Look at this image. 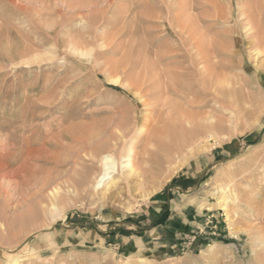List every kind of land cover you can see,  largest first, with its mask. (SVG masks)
Returning <instances> with one entry per match:
<instances>
[{"label":"rangeland","instance_id":"rangeland-1","mask_svg":"<svg viewBox=\"0 0 264 264\" xmlns=\"http://www.w3.org/2000/svg\"><path fill=\"white\" fill-rule=\"evenodd\" d=\"M91 36L84 58L69 54L68 42ZM263 61L264 0H0V264H264ZM167 103L192 131L178 113L166 119ZM129 148L135 173H112L110 201L89 187L74 195L76 173L84 184L101 173L86 150L119 165ZM182 177L194 183L178 202L193 224L160 228L170 217L167 203L154 216L160 195ZM230 177L238 209L223 195L224 211ZM54 187L71 203L42 213Z\"/></svg>","mask_w":264,"mask_h":264},{"label":"bare ground","instance_id":"bare-ground-1","mask_svg":"<svg viewBox=\"0 0 264 264\" xmlns=\"http://www.w3.org/2000/svg\"><path fill=\"white\" fill-rule=\"evenodd\" d=\"M187 2V1H186ZM121 6H123V5H121ZM187 6V5H186ZM123 8V7H122ZM168 8V7H167ZM187 8H189V7H187ZM185 10V9H184ZM217 10V9H216ZM156 11V10H155ZM168 12V11H167ZM184 12V11H183ZM216 12V11H215ZM86 14V13H85ZM90 14V13H89ZM186 14V13H185ZM80 15V14H79ZM94 15V14H93ZM112 15V14H111ZM178 15V14H177ZM180 15V14H179ZM218 15V14H217ZM87 16V15H86ZM136 16V15H135ZM83 17V16H82ZM95 17V16H94ZM144 17V16H143ZM176 17H179L180 18V16H176ZM215 17V16H214ZM222 17H224V16H222ZM170 18H171V16H170ZM219 18V17H218ZM78 19H80V17L78 18ZM77 19V20H78ZM92 19V18H91ZM239 19V18H238ZM160 20V19H159ZM176 20V19H175ZM178 20V19H177ZM176 20V21H177ZM82 21V20H81ZM85 21H88V20H85ZM53 23H55V22H53ZM89 23V22H88ZM58 24V23H57ZM66 24V23H65ZM78 24V23H77ZM46 25H48V23H46ZM50 25V24H49ZM54 25V24H53ZM98 25V24H97ZM94 26V25H93ZM45 27V26H44ZM48 27H52V23H51V25L50 26H48ZM91 27V26H90ZM189 28H191V27H189ZM188 30V29H187ZM192 30H195V29H192ZM95 31H96V28H95ZM97 31H98V29H97ZM103 31V30H102ZM111 31V30H110ZM100 32V31H99ZM187 32H189V31H187ZM105 33V32H104ZM92 35V34H91ZM99 35V34H98ZM106 35V34H105ZM86 36V35H85ZM84 36V37H85ZM108 36V35H107ZM130 36V35H129ZM88 37V36H87ZM92 37V36H91ZM95 37H96V34H95ZM105 37V36H104ZM137 37H138V35H137ZM90 38V37H89ZM188 38V37H187ZM74 39V38H73ZM85 39V38H84ZM101 39V38H100ZM109 39V38H108ZM181 39V38H180ZM132 40V39H131ZM109 41V40H108ZM113 41V40H112ZM111 41V42H112ZM136 41V40H135ZM98 42V40L97 39H95L94 37H92V38H90L89 40H86V41H82L81 40V42L80 41H70V43L68 42V46L66 47L67 49H68V52H69V54L70 53H72V54H74V56L75 55H77V56H80V57H83L84 58V56H86L87 55V53L85 52V50L87 49V48H90L92 45H94V44H96ZM110 42V41H109ZM57 44H58V42H57ZM136 44V43H135ZM62 45V44H61ZM100 45V44H99ZM106 45H107V43H106ZM96 46V45H95ZM117 46H119V45H117ZM121 46V45H120ZM122 46H123V44H122ZM62 47L64 48V46L62 45ZM97 47H98V45H97ZM141 47V46H140ZM93 48H94V46H93ZM93 48H91L92 50H93ZM103 48H104V46H103ZM116 48H118V47H116ZM120 48V47H119ZM125 48V47H124ZM63 50V49H62ZM122 50V49H121ZM134 50V49H133ZM67 51V50H66ZM129 52V51H128ZM135 52V51H134ZM90 53H91V51H90ZM94 53V51L92 52V54ZM206 53V52H205ZM95 54V53H94ZM100 54V53H99ZM160 55V54H159ZM183 55V54H182ZM181 55V56H182ZM73 56V55H72ZM166 56H167V54H166ZM143 57V56H142ZM85 58H87V57H85ZM140 59H141V57H139ZM108 59V58H107ZM158 59V58H157ZM209 59V58H208ZM207 59V60H208ZM213 59V58H212ZM143 60V59H142ZM152 60V59H151ZM151 60H149V61H151ZM159 60V59H158ZM191 61V60H190ZM264 62V61H263ZM263 62H261V63H263ZM147 63V62H146ZM194 63V62H193ZM98 64V63H97ZM100 64V63H99ZM95 65V64H94ZM101 65V64H100ZM117 65V64H116ZM120 65V64H119ZM132 65H134V64H132ZM207 65V64H206ZM96 66V65H95ZM141 66H142V64H141ZM140 66V67H141ZM97 67H99V66H97ZM260 67H261V65H260ZM124 68V67H123ZM144 68V67H143ZM150 69V68H149ZM149 69H147V70H149ZM107 70H108V68L106 69V72H107ZM153 70V69H152ZM203 70V69H202ZM124 71H126L125 69H124ZM183 71V70H182ZM204 72H199V74L201 75H203V74H205V77H204V79H202L203 81H202V83L201 84H199V85H201L204 89L207 87V88H209L208 87V85L207 84H209V76L210 75H208V74H206V71H205V69L203 70ZM130 73V72H129ZM164 73V72H163ZM109 74V73H108ZM147 74H148V72H147ZM165 74V73H164ZM182 74V73H181ZM130 75V74H129ZM172 75H174V74H172ZM110 76V75H109ZM123 76V75H122ZM149 76V75H148ZM183 76V75H182ZM164 77V76H163ZM121 78V77H120ZM130 78H131V76H130ZM122 79H123V77H122ZM133 79V78H132ZM138 79V78H137ZM175 80V79H174ZM199 80V79H198ZM108 82H111V84H114V85H116V84H120L121 83V81L119 80V77H109V81ZM199 83V82H198ZM174 85V84H173ZM195 86V85H194ZM198 88V87H197ZM200 88V87H199ZM166 89V88H165ZM164 89V90H165ZM168 90H169V92H171V93H174V95L176 94L175 93V91L176 90H172L171 91V89L168 87L167 88ZM166 89V91H167V94H169V92H168V90ZM175 89V88H174ZM140 90V89H139ZM163 90V91H164ZM208 90V89H207ZM218 90V89H217ZM141 91V90H140ZM186 92V91H185ZM184 94H186V93H184ZM183 94V95H184ZM197 94H199V93H197ZM166 95V94H165ZM178 95H180L179 93H178ZM177 96V95H176ZM175 96V97H176ZM189 96H191V97H194L195 95L194 94H191L190 93V95ZM166 97V96H165ZM199 97H200V95H199ZM179 98H183V97H180L179 96ZM185 98H186V96H185ZM196 98V97H195ZM201 99H202V97H201ZM182 100V99H181ZM183 101H185V100H183ZM198 101L196 100V103H197ZM201 102H202V100H201ZM191 103H194V102H190V103H187V107H190V104ZM198 104V103H197ZM201 104V103H200ZM165 105H168V108L170 109L168 112H167V114H166V119H171L170 118V116H172L171 114L173 113V115L174 114H177L178 113V116L176 117V119L178 120V122L179 123H184V124H186V126H188V130H193L194 129V125H192L191 123L192 122H189V118L186 116V114H185V112L184 113H179V111L177 110L178 109V107L176 108L175 107V105H172L171 106V104L169 105L168 103L167 104H165ZM203 105V104H202ZM201 105V106H202ZM172 111V113H170ZM177 111V112H176ZM186 113H188V112H186ZM170 115V116H169ZM191 119V118H190ZM201 127V125L200 126H198V128H200ZM202 127H204V126H202ZM182 128V127H181ZM181 130H187L185 127H183V129H181ZM191 130V131H192ZM205 130V129H204ZM139 135L137 136V137H141L142 136V134H143V132H142V128L137 132ZM197 135V134H196ZM209 135V134H208ZM203 136V135H202ZM185 139V138H184ZM182 140V142H183V148L185 147L186 149H188V148H190V147H192L194 144H196L197 143V140L195 139V138H191V139H185V140ZM197 139H198V136H197ZM204 139V138H203ZM180 142H178L177 144H179ZM107 144V143H106ZM198 144V143H197ZM115 145V144H114ZM114 145H109L108 147H113ZM179 146V145H178ZM178 146H174L173 147V152L174 153H172L173 155H175V154H179L181 151H182V148H180V147H178ZM182 147V146H181ZM110 149V148H109ZM7 153V152H6ZM32 154L33 153H29L28 154V157H31L32 156ZM132 155H133V149L132 148H129L128 149V152H127V156H125V158H124V161L122 162L121 161V163L118 165V163L116 162V160L113 158V155L109 152V151H107V150H93V149H91V150H86V152L84 153V161L86 162V164H91V165H93V164H96V165H99V167L101 168V173H99L95 178H94V180H93V182H89V183H91V187H90V185H89V183H87V184H84L83 182L85 181V179L87 178V172L85 171V169L84 170H82L81 172H79V173H76V175H77V177H78V182L77 183H75V186L77 187L76 189L77 190H73L72 192L74 193V195H75V193H77V191H78V189H86V188H91V189H94V192L96 193V195H95V197H97V199L98 200H105V201H110L111 199H112V195L114 194V190H115V188H116V185H117V181L119 180V178H113V176H111L112 175V173L115 171V170H118V168H120L121 170L122 169H125V168H128V167H130V173H129V175H132V173H135L134 172V169H133V166H132ZM167 155V154H166ZM171 156V155H170ZM164 158L168 161L170 158L168 157V155L167 156H165L164 155ZM29 159V158H28ZM122 160H123V158H122ZM7 163L8 162H6V161H4V162H2V164H0V170H1V172H3V171H5V170H3V169H5L6 167H8L7 166ZM255 167V166H254ZM3 170V171H2ZM20 170V169H19ZM18 170V171H19ZM17 171V172H18ZM0 172V173H1ZM77 172V171H76ZM246 172V171H245ZM4 173V172H3ZM2 173V174H3ZM16 173V172H15ZM14 173V174H15ZM250 173H251V171H250ZM6 174V173H5ZM128 174V173H127ZM242 174V173H241ZM243 175V174H242ZM15 176H16V174H15ZM111 176V177H110ZM235 176V175H234ZM239 177V176H238ZM231 178V177H230ZM229 178V181L227 182V183H225V184H222V186H220V188L218 189L219 191H220V194H221V197L219 198V201H220V203H221V205H220V207L222 208V210H224L225 211V209L223 208V206L225 205V202L223 201L225 198L223 197V195H229L228 196V198H230L229 200H230V203H232V205H233V208L234 207H236L237 208V204H238V195L239 194H237V192L238 191H236L237 190V188H235V183H236V177H233V178H231L230 179ZM242 177H240L239 179H241ZM245 178V177H244ZM257 178V177H256ZM72 180V179H71ZM88 181V180H87ZM239 181V180H238ZM247 182V181H246ZM71 183V182H70ZM240 183V182H239ZM89 185V186H88ZM243 185V184H242ZM244 186V185H243ZM242 186V187H243ZM245 187V189H246V187L247 186H244ZM69 189V188H68ZM67 189V190H68ZM69 192V191H68ZM241 192V191H240ZM245 192V191H244ZM246 193V192H245ZM83 194V193H82ZM241 194H244V193H241ZM73 195V196H74ZM72 196V195H71ZM241 196L242 195H240L239 196V201H240V198H241ZM244 196V195H243ZM226 200V199H225ZM71 200H70V198L68 197V196H66V195H63V194H61L59 191H58V188H56V187H54V188H52L51 190H48V191H46V193H45V195L44 196H42L40 199H39V201H38V205H39V207H40V210H41V212L43 213V212H47V210L49 211V212H47V213H53L54 214V212H57L59 209H63L64 207L66 208L68 205H70L69 203H71L70 202ZM240 203H241V201H240ZM226 204H227V202H226ZM40 205H42L43 207H41ZM67 205V206H66ZM233 208H231L232 210H233ZM238 209V208H237ZM65 210V209H64ZM231 210V211H232ZM239 210H240V208H239ZM39 211V210H38ZM35 212H37L36 210H35ZM230 212V211H229ZM40 213V212H39ZM46 213V214H47ZM33 214H35V213H33ZM228 214V213H227ZM39 215V214H38ZM37 215V216H38ZM42 215V214H41ZM40 215V216H41ZM36 216V214L33 216H29V217H31V218H34L35 219V217H37ZM39 216V217H40ZM28 219V218H27ZM33 219V220H34ZM32 221V220H31ZM35 221H37V220H35ZM39 221V220H38ZM44 221V220H43ZM28 223V222H27ZM30 223V222H29ZM28 223V224H29ZM32 223H34V222H32ZM37 223V222H36ZM35 223V224H36ZM14 224V223H13ZM31 226H32V224H31ZM2 227V226H1ZM4 227H5V225H4ZM36 227V226H35ZM5 229H6V227H5ZM10 229V228H9ZM12 229V228H11ZM10 229V230H11ZM25 230V229H24ZM33 230V229H32ZM5 232V231H4ZM10 232V231H9ZM8 233V232H7ZM6 233V234H7ZM19 233H20V231H19ZM0 234H2V231H0ZM17 236V235H16ZM2 237H3V235H2ZM6 238V237H5ZM11 238V237H10ZM25 238V237H24ZM12 239V238H11ZM10 239V240H11ZM19 241V240H18ZM16 247V246H15ZM24 247V246H23ZM13 249V248H12ZM23 249V248H22ZM2 250V252L4 253V255H5V257H7V259L8 258H10V257H12V255L14 254V252L12 251V250H10V249H1ZM3 256V255H2ZM19 260V259H18ZM18 260H16V259H12V264H19V262H18ZM126 261H123V262H121L120 264H128V259H125ZM9 262V261H8Z\"/></svg>","mask_w":264,"mask_h":264},{"label":"crops","instance_id":"crops-1","mask_svg":"<svg viewBox=\"0 0 264 264\" xmlns=\"http://www.w3.org/2000/svg\"><path fill=\"white\" fill-rule=\"evenodd\" d=\"M193 188H194L193 181H191V179H189V178H183V177L173 179V183L172 184L169 183L165 187L164 193H162L160 195V201L158 202L159 205H157L156 212H155L154 216L157 217L159 214V211L161 209L160 207L163 204L167 203L168 206H170V209H169L170 217L168 218V220L165 222V224L163 226H159L160 228L166 227L167 224L171 225V223L169 221L171 219V217H174L176 219H180L181 224H183V225L193 224V223H190L188 220H186L185 217L191 218L190 214H195L196 211L190 209V203L186 205V208L183 207V205L178 204V202H181L182 200L184 202V200L186 198L185 194L188 195L191 192V189H193ZM180 198H182V199H180ZM183 202H182V204H183ZM172 206H174V210H173ZM174 230L176 231V229H174ZM117 237H119V240L121 239V241H122V236H119V235H115V236H111V237L109 236V239L113 240V239H116ZM133 244H136V243H129V240H128V248H132Z\"/></svg>","mask_w":264,"mask_h":264}]
</instances>
